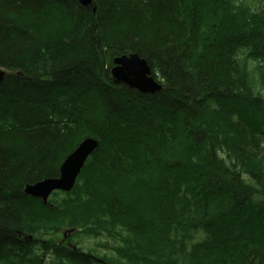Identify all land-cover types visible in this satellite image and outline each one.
<instances>
[{
  "label": "trees",
  "instance_id": "1",
  "mask_svg": "<svg viewBox=\"0 0 264 264\" xmlns=\"http://www.w3.org/2000/svg\"><path fill=\"white\" fill-rule=\"evenodd\" d=\"M0 69V264H264V0H0Z\"/></svg>",
  "mask_w": 264,
  "mask_h": 264
},
{
  "label": "water",
  "instance_id": "2",
  "mask_svg": "<svg viewBox=\"0 0 264 264\" xmlns=\"http://www.w3.org/2000/svg\"><path fill=\"white\" fill-rule=\"evenodd\" d=\"M83 7H89L92 0H77ZM110 70L111 80L114 84H122L135 89L140 93H155L161 86L151 76L150 67L144 59L137 54L123 55L115 58ZM5 76V71L0 69V81ZM98 141L85 138L65 158L59 168V177L45 179L24 187L25 194L47 202L54 191L70 192L83 169L87 159L97 150ZM66 234H64V237Z\"/></svg>",
  "mask_w": 264,
  "mask_h": 264
},
{
  "label": "rangeland",
  "instance_id": "3",
  "mask_svg": "<svg viewBox=\"0 0 264 264\" xmlns=\"http://www.w3.org/2000/svg\"><path fill=\"white\" fill-rule=\"evenodd\" d=\"M254 12H256V10H254ZM242 20H244V19H242ZM258 20H255L253 23H255V22H257ZM151 71V70H150ZM152 76V75H151ZM125 186L126 185H124L123 186V189H121V190H124V191H126V188L127 189H129V186H127L126 188H125ZM67 236H65V237H63V238H66ZM197 238H199L201 241H202V239L204 238V236L203 235H201V234H198V236H196ZM93 241L92 240H89V243H91V244H93L92 243ZM70 244V243H69ZM94 245V244H93ZM93 245H91V246H93Z\"/></svg>",
  "mask_w": 264,
  "mask_h": 264
},
{
  "label": "bare ground",
  "instance_id": "4",
  "mask_svg": "<svg viewBox=\"0 0 264 264\" xmlns=\"http://www.w3.org/2000/svg\"><path fill=\"white\" fill-rule=\"evenodd\" d=\"M148 65V64H147Z\"/></svg>",
  "mask_w": 264,
  "mask_h": 264
}]
</instances>
